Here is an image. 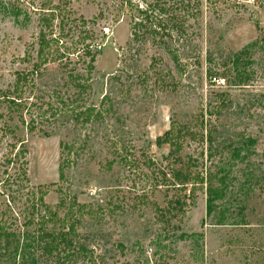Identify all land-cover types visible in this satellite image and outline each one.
<instances>
[{"label": "rangeland", "instance_id": "rangeland-1", "mask_svg": "<svg viewBox=\"0 0 264 264\" xmlns=\"http://www.w3.org/2000/svg\"><path fill=\"white\" fill-rule=\"evenodd\" d=\"M21 2L28 9L26 15L0 13V89L13 83L17 72L32 69L26 56L36 57L41 8L58 6L53 36L60 32L67 47L79 30V23L72 20H90L97 13L93 0ZM220 6L222 15L205 11L194 27L197 65L188 56L181 57L177 65L147 43L123 67L118 59L129 39L127 20L100 22L94 29L98 39L92 44H100L101 50L91 91L83 102L98 108L108 94L106 109L111 112L102 123L83 126L61 119L41 126L50 134L44 137L38 130L29 133L14 115L8 121L3 113L0 213L19 234L11 239L5 254L1 252L0 264H55L52 257L36 250L37 227H24L32 214H22V205L25 199L31 200V193L38 198L40 192H46L47 206L57 210V218L45 227L48 231L57 232L63 220L76 224L79 237L75 243L88 253L67 259L74 264H264V0H222ZM247 47L251 79L246 86H232L219 78L209 82L210 55L214 63H222ZM70 53L75 62L81 51L73 48ZM153 57L157 62L151 66ZM81 67L80 63L65 68L57 63L47 65L43 76L35 80L44 102L48 97L76 101L66 70L80 71ZM226 76L231 80L233 72ZM171 119L190 124L199 133L198 140L184 147L198 170L218 178L216 185L226 178L225 192L211 215L206 213L204 189L197 192L195 201L188 202L184 214L163 218L166 190L172 191L150 187L151 181L144 177L146 168L124 162V154L113 145L120 136L134 157L144 153L161 162L169 147H158L155 142L168 130ZM208 129L215 140L212 158L206 142ZM60 143L71 151L60 148ZM21 150V156L15 157ZM23 160L27 182L19 177ZM61 163L65 165L63 181L58 178ZM60 199L66 207L58 209ZM73 199L86 208L66 215Z\"/></svg>", "mask_w": 264, "mask_h": 264}, {"label": "trees", "instance_id": "trees-1", "mask_svg": "<svg viewBox=\"0 0 264 264\" xmlns=\"http://www.w3.org/2000/svg\"><path fill=\"white\" fill-rule=\"evenodd\" d=\"M222 0H93L97 6V13L90 20L84 18L73 19L79 23L76 40L71 42L69 47L67 42H61L60 32L57 36H53L54 21L58 18L55 9H40L38 24L40 30L37 36V52L33 60L30 54L26 59L32 62V69L15 74L14 82L9 84L5 89H0V117L13 119V115L19 123L24 126L29 133L36 130L43 133L44 137H50V134L44 132L41 126L45 124H53L54 122L66 119L68 122H74L76 125H91L102 123L110 110L106 109L108 103V94L102 98L100 105L96 108L94 105H87L83 102V97L91 91V77L95 70L96 58L101 50L100 44H92L98 39L95 33V27L100 22H112L127 20L129 39L124 48H120V57L118 61L123 67H128L127 62L131 55L138 56L139 51L145 44L150 43L155 49L165 52L174 63L179 65L181 57H194V65H197L198 54L194 42V27L198 24L200 18L205 11H211L215 15H222L223 8L220 6ZM238 3H235L237 6ZM28 9L23 6L21 0H0V13L18 17L22 13L26 15ZM63 19V18H62ZM62 23V21L60 22ZM77 29V28H75ZM105 29V28H104ZM104 36V35H103ZM89 41V43H87ZM102 41V39H100ZM101 43V42H100ZM94 46L96 48H94ZM74 48L81 51L77 55L76 63H80L82 67L80 71L76 68L66 70L68 83L76 90L74 102H64L63 99L57 98L47 99L36 87L35 80L43 76V72L47 70V65L57 63L63 68L71 64H76L72 60L73 54L70 50ZM98 48V50H96ZM250 48H244L238 52L231 53L222 63H214L211 55L207 61L209 68L206 76L211 83L212 80L223 79L224 83H230L232 86H246L251 79V72L248 69L250 64ZM31 59V60H30ZM139 60L136 59L135 62ZM157 60L151 58L150 65L153 66ZM224 67V68H222ZM221 68V70H219ZM222 71V72H220ZM233 72L231 80L226 78L227 72ZM45 107V109H44ZM220 109L217 106V109ZM196 120L195 122H197ZM202 121V120H201ZM203 124V122H202ZM6 128L8 124L5 123ZM215 129V128H214ZM12 133V130L7 129ZM212 130L206 132V142L208 143L209 157L212 158L214 150V138ZM117 143H113L116 151L124 154V162L132 164H140L146 168L144 175L147 181H151L153 189L162 187L166 190L167 206L161 210L163 218L169 219L178 217L185 213L188 202L196 199L198 191L206 190V213L211 215L215 203L221 199L225 192L223 185L226 178L216 181V177L208 176L203 169L198 170V164H193V160L184 152V147L188 141H196L199 139V133L193 131L190 124H183L176 119H171L169 128L162 136L156 139V146L161 147L168 145L169 152L161 157V162L153 158L147 157L142 153L141 156L134 157L133 153L126 149V143L122 141L120 136H116ZM203 139V136H201ZM203 141V140H202ZM253 143V142H252ZM23 146L20 142V148ZM69 146L60 143V148ZM18 151L15 157H20L23 153ZM132 153V154H129ZM237 155L238 152L234 150ZM130 157V158H129ZM114 161L109 162V168L112 167ZM69 163V162H68ZM67 163V164H68ZM22 171L19 172L22 180L27 182V171L24 168L26 161H22ZM63 163L58 166V178L63 181L64 175ZM46 192H40L38 198L31 193L30 201L25 199L22 205V214L28 212L32 214L28 218L24 227H37L34 229L36 233L35 247L41 256L52 257L55 264H74L67 259L74 256H86L88 251L83 245H77L75 239L78 238L76 232V224L73 221L68 223L62 221L60 229L56 231H48L45 227L47 224L57 218V210H51L44 202ZM10 203V202H9ZM65 206V200L60 199L57 208ZM56 208V209H57ZM86 206L79 204L75 199L67 206V214L75 212H83ZM11 208H8V210ZM71 215V214H70ZM0 213V260L11 245V239H14L19 233L14 225L9 223ZM23 227V225H21ZM10 242V244H9Z\"/></svg>", "mask_w": 264, "mask_h": 264}]
</instances>
